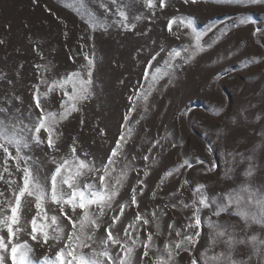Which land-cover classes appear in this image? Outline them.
Masks as SVG:
<instances>
[{
    "label": "rangeland",
    "instance_id": "rangeland-1",
    "mask_svg": "<svg viewBox=\"0 0 264 264\" xmlns=\"http://www.w3.org/2000/svg\"><path fill=\"white\" fill-rule=\"evenodd\" d=\"M104 2L112 8L107 16L99 9V0H0V107L8 108L11 115L28 124L40 113L34 100L38 95L46 111L62 113L61 101L68 99L64 93H71L73 84L61 87L59 82L77 72L87 78L85 56L93 60L91 95L78 104V111L59 121L58 150H50L45 143L33 145L26 154L50 188L44 178L50 177L56 167L53 158H70L74 141L80 159L99 167L123 132L127 143L112 182L125 165L127 177L113 209L101 218L96 239L105 235L104 228L113 215L119 214L120 204H125L124 215L113 231L121 236L123 229L135 222L137 212L150 221L155 214L154 222L139 228L140 241L149 232L159 233L153 237L150 257L140 259L142 247L134 256L136 264H152L157 249L179 239L168 225L183 231L192 218L195 209L184 204L198 200L194 196L198 185H204L201 191L212 200L243 187L264 190V0L257 4L241 0H197L195 4L165 0L164 7H160V0H153L152 8L145 0H117L128 16L127 28L118 23L120 17L114 14L116 6L111 0ZM90 14L105 26H90ZM241 15L250 17L251 22L240 24ZM136 16L140 19H134ZM189 19L191 27L187 26ZM170 20H174L171 30ZM257 27L260 32L254 36ZM193 31L203 34L202 50L185 63L195 51ZM177 51L181 56L171 59V63L178 67L166 69L165 61ZM157 67L161 75L168 71L170 76L153 82L151 73ZM145 70L149 72L147 78ZM50 87L54 90L49 91ZM10 151L15 155L14 149ZM185 159L192 168L172 171ZM3 166L4 153L0 150V172ZM7 166L12 176L4 173L5 180L22 183V172L16 171L15 161L9 160ZM249 168L251 175H247ZM170 171L172 174L166 175ZM94 176L88 173L80 177L81 185L92 182ZM133 188L137 190L138 207L131 205ZM0 192L4 193L0 201L12 197L4 180H0ZM215 207L201 208L202 223L190 232L195 246L181 252L176 264H191L192 260L217 264L212 255L223 251L224 245L212 246L209 219L227 225L237 238H264V226L245 225L235 214V205L218 217L210 210ZM244 207L256 210L250 205ZM45 209L49 216L59 215L58 206L51 201ZM66 210L71 214V209ZM35 214L34 202L25 203L21 219L24 231L19 240L29 243L34 262H38L45 255L54 257L62 243L50 248L31 240L28 233ZM60 220L70 231L71 225L62 217ZM129 231L135 234L134 229ZM196 231L198 237L194 236ZM0 234L7 237L6 229ZM117 251L113 249V255ZM250 255L251 264H264L260 253L252 254L250 246L237 244L232 249L236 260H247ZM7 264H11L10 259Z\"/></svg>",
    "mask_w": 264,
    "mask_h": 264
},
{
    "label": "snow or ice",
    "instance_id": "snow-or-ice-1",
    "mask_svg": "<svg viewBox=\"0 0 264 264\" xmlns=\"http://www.w3.org/2000/svg\"><path fill=\"white\" fill-rule=\"evenodd\" d=\"M247 4H257L261 0H241ZM185 3H197V0H185ZM111 4L116 6L115 15L120 17L118 23L122 27H128L126 23L128 16L124 8L118 5L117 0H111ZM147 7L152 8L153 0H145ZM165 0H160V7H164ZM99 9L103 10V14L107 16L112 12V8L104 2L99 0ZM92 19L93 27H104L105 25L99 22L94 16ZM134 19H140L139 16ZM240 24L250 23V17L241 15L238 17ZM169 30L174 23V20L169 22ZM180 23L183 25L184 20L181 19ZM192 21H187V26L191 27ZM260 32L259 27L253 32L257 35ZM193 38L195 51L185 59L188 63L193 59L196 52L201 51L200 40L202 33L193 31ZM188 51V48L184 49ZM164 51V49H161ZM156 55H159L157 53ZM180 52L170 53V59L165 61L166 69H173L178 65H173L171 59L180 57ZM87 60V78L81 77L80 73H70L67 77L62 78L59 82L60 86L71 82L73 89L71 93L65 92L64 95L68 97L67 101H61V107L64 111L60 114L46 111L41 103L38 95H34L36 101V108L40 110L39 115L35 121H30L24 124L14 115L10 114V110L6 107H0V150L4 153V166L3 172H0V180H4L12 192L10 199L0 201V233L5 229L7 237L0 234V264H7L8 259L11 264H136L134 259L136 249L143 248V254L140 257L143 260L145 257H150L153 248V237L159 233L149 232L143 241H140L139 228L142 225H149L154 222L157 217L153 214V221L145 218L140 212L136 213L135 222L129 223L123 229L124 235L121 236L119 232H114L117 222L121 220L124 215L125 204L119 205V214L111 217V223L104 228L105 235L96 239V231L100 228L101 218L106 215V212L113 209V201L119 193V188L122 187L124 180L127 177V165L120 169L119 175L115 177L114 182L113 174L116 173V164L121 155H123V145L127 143L126 136L121 132L119 138L116 140V146L112 148L111 152L107 155L106 161H102L99 167L94 162L86 159H80L77 155V148L75 141L70 146L71 157H65L61 160L53 158L52 163L56 165L50 177H45L50 184V188L42 181L39 174V169L30 163L32 157L26 154L34 145L47 144L50 150L57 151V140L60 133L57 131L59 121L67 119L73 111H78V104L87 100L90 95V88L92 85V72L91 67L93 60L85 56ZM156 60V56L152 57ZM161 69L156 68L155 72L151 73L152 81L158 82L163 76H170V72L164 71L163 75L160 74ZM149 75L148 70H145V78ZM171 80H169V83ZM57 82L54 81L55 85ZM151 87V86H150ZM54 90L52 87L49 91ZM39 91V90H37ZM43 95H47L44 93ZM147 100V95L144 97ZM130 112L132 109L129 110ZM124 119L127 121L129 116L126 115ZM46 134V139L44 135ZM128 135H131V129L128 130ZM10 149H14L13 155ZM145 160L149 157L145 156ZM15 161V168L17 172H22L21 181L17 183L15 179H6L4 173H8L9 177L12 173L8 168V161ZM198 163H203L202 160L197 159ZM192 168L193 165L187 159L183 161L178 167L172 171L179 172L182 168ZM88 173H94V180L89 183L81 185L80 177L86 176ZM148 173L145 172V175ZM172 172L166 173L171 175ZM247 175H251V168H249ZM98 182V183H97ZM138 183H143L138 181ZM187 183V181H185ZM204 185H198L194 196L199 197L198 200L194 199L192 204H184V207H192V218L182 231L175 229L174 225L169 224L168 228L174 230L176 237L179 239H172L163 245L162 249H157L152 264H176V258L183 251H190L193 244V234H190L191 229L199 228L202 220L199 215L201 208H210V205L215 204V209H210L213 216H220L221 212L228 211L234 205L236 207L235 214L248 223H255L264 226V190H253L250 187H243L234 193H225L222 197L212 200L204 195L201 189ZM136 188L132 189L131 205L138 207L136 198ZM143 192V189H140ZM179 191V189H177ZM247 194L246 196L244 194ZM4 193L0 192V197ZM29 198H32L29 200ZM51 201L59 208V215L49 216L45 209V205ZM34 202L36 214L32 216L31 232L28 233L32 241L37 244L48 245L50 248L61 244L55 252L54 257L45 255L40 261L34 262L31 255L33 252L32 247L27 241L20 242L19 235L24 231L21 225L22 209L25 203ZM244 205L253 206L256 210L246 208ZM172 207H176L175 204ZM66 209H71V214ZM79 210V212H77ZM63 218L71 225V230L66 231L65 226L61 224L60 218ZM75 217V218H74ZM209 228L212 230L211 237L212 246L223 244L224 250L220 253H213L212 260L217 264H251V255L247 260H236L232 256V249L237 244L247 245L251 247L252 254L260 253L261 259H264V238H258L252 235L247 238H237L234 232L229 230V227L224 224H218L209 219ZM129 229H134L135 234L130 232ZM199 231L194 233L198 237ZM139 241V242H138ZM51 242V243H50ZM116 255H113V249H117ZM88 249V251H84ZM191 264H197V260H192Z\"/></svg>",
    "mask_w": 264,
    "mask_h": 264
}]
</instances>
